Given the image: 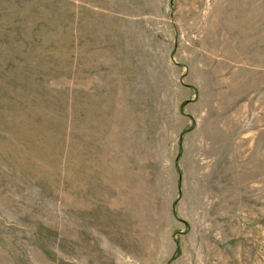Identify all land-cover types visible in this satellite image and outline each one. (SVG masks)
I'll use <instances>...</instances> for the list:
<instances>
[{"label": "rangeland", "instance_id": "rangeland-1", "mask_svg": "<svg viewBox=\"0 0 264 264\" xmlns=\"http://www.w3.org/2000/svg\"><path fill=\"white\" fill-rule=\"evenodd\" d=\"M0 264H264V0H0Z\"/></svg>", "mask_w": 264, "mask_h": 264}]
</instances>
